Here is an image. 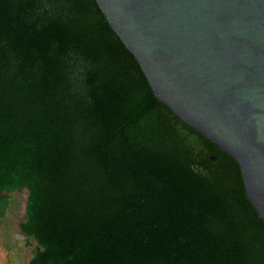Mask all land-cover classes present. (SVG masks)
<instances>
[{
  "label": "trees",
  "instance_id": "obj_1",
  "mask_svg": "<svg viewBox=\"0 0 264 264\" xmlns=\"http://www.w3.org/2000/svg\"><path fill=\"white\" fill-rule=\"evenodd\" d=\"M20 189L25 264H264L238 165L155 99L94 0H0V215Z\"/></svg>",
  "mask_w": 264,
  "mask_h": 264
},
{
  "label": "water",
  "instance_id": "obj_2",
  "mask_svg": "<svg viewBox=\"0 0 264 264\" xmlns=\"http://www.w3.org/2000/svg\"><path fill=\"white\" fill-rule=\"evenodd\" d=\"M155 99L239 167L264 222V0H94Z\"/></svg>",
  "mask_w": 264,
  "mask_h": 264
},
{
  "label": "rangeland",
  "instance_id": "obj_3",
  "mask_svg": "<svg viewBox=\"0 0 264 264\" xmlns=\"http://www.w3.org/2000/svg\"><path fill=\"white\" fill-rule=\"evenodd\" d=\"M25 200V189L7 193L6 209L0 215V264H25L31 255L33 243L26 245V239L18 230V223L24 215Z\"/></svg>",
  "mask_w": 264,
  "mask_h": 264
}]
</instances>
